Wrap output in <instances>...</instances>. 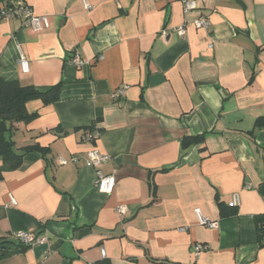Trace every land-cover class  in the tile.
I'll use <instances>...</instances> for the list:
<instances>
[{
  "label": "crops",
  "instance_id": "obj_1",
  "mask_svg": "<svg viewBox=\"0 0 264 264\" xmlns=\"http://www.w3.org/2000/svg\"><path fill=\"white\" fill-rule=\"evenodd\" d=\"M192 1L186 13L181 0H0L49 23L0 20V79L62 84L58 102H29L36 118L12 134L18 155H47L18 167L0 156V239L11 242L0 264H264V0ZM200 18L210 29L195 28ZM93 146L110 161L87 166ZM98 172L115 175L111 195ZM29 231L49 243L15 250L13 235ZM197 245L209 248L195 256Z\"/></svg>",
  "mask_w": 264,
  "mask_h": 264
},
{
  "label": "built area",
  "instance_id": "obj_2",
  "mask_svg": "<svg viewBox=\"0 0 264 264\" xmlns=\"http://www.w3.org/2000/svg\"><path fill=\"white\" fill-rule=\"evenodd\" d=\"M181 1L184 5V11L186 13L196 8V4L192 0H181ZM86 8L89 12H91L94 9V7L91 4H87ZM15 18H18L22 21L23 27L31 28L36 32H40L44 30L49 25L47 17L37 16L32 6L27 3H23V2L15 3L8 7L0 8V20H11ZM194 26L197 29L208 30L210 29L211 24L207 20L200 18L194 21ZM176 32L182 38L186 36V28L184 26L177 28ZM211 47H213L212 44L210 45V48ZM20 63L22 64L23 69L25 71H28V62L25 56L21 55ZM72 63L77 67H82L87 63V61L81 59L78 55H76L72 58ZM127 90H128V86H123L114 92L113 97L116 100L123 99L124 97H126ZM99 136H100V132L96 128H92L91 130H89L88 134L86 135L85 142L94 144L99 139ZM110 159L111 157L109 155L100 152L99 149L96 148V146H93L88 152L86 164L89 167L98 168L101 165L109 162ZM72 160L75 163H77L79 159L75 157ZM116 184H117V180L115 175L113 174L105 175L102 172H98L96 187L101 194L111 195L116 188ZM240 203H241V199L239 194H234L232 200L229 203V207L232 209L237 208L240 206ZM126 211L127 210L124 206H119L117 208V213L120 215L126 214ZM196 214L202 226L210 229H215L217 227V222L210 219L209 217L204 216L199 208L196 209ZM13 236L18 243L28 247H33L35 245H44L49 243V237L47 234L35 236L32 232L29 231V232H18L15 233ZM208 248L209 247L207 246H198V245L195 246L194 247L195 256H199L201 253L207 251ZM102 255L105 256V252H102Z\"/></svg>",
  "mask_w": 264,
  "mask_h": 264
},
{
  "label": "trees",
  "instance_id": "obj_3",
  "mask_svg": "<svg viewBox=\"0 0 264 264\" xmlns=\"http://www.w3.org/2000/svg\"><path fill=\"white\" fill-rule=\"evenodd\" d=\"M62 84L48 90H38L36 87L29 85L23 86L18 81H7L0 79V156L3 157L4 162L9 165L12 160H20L13 163V167H18L22 161V155L31 152H39L41 155L46 156L48 149H42L39 145L30 146L24 149V154L18 155L15 151V142L12 134L15 130V125L19 123L28 124L36 118V114L28 112L26 105L32 101H41L45 105H50L60 100ZM256 128L264 126V118L257 120ZM203 137H187L183 140L182 147L188 150L194 144L203 142ZM10 167V165H9ZM2 177V170H0V178ZM262 234L264 231H261ZM10 241L0 239V251L10 244ZM15 250L28 249L20 243H14ZM97 264H111L103 260Z\"/></svg>",
  "mask_w": 264,
  "mask_h": 264
}]
</instances>
